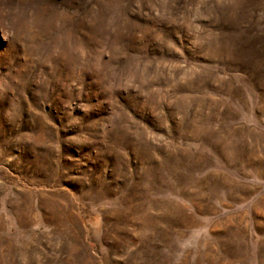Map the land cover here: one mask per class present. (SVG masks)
I'll return each mask as SVG.
<instances>
[{"label": "rangeland", "instance_id": "374dc122", "mask_svg": "<svg viewBox=\"0 0 264 264\" xmlns=\"http://www.w3.org/2000/svg\"><path fill=\"white\" fill-rule=\"evenodd\" d=\"M0 264H264V0H0Z\"/></svg>", "mask_w": 264, "mask_h": 264}]
</instances>
